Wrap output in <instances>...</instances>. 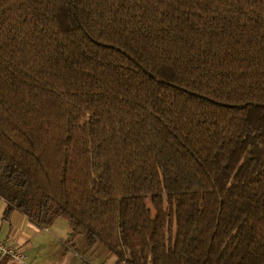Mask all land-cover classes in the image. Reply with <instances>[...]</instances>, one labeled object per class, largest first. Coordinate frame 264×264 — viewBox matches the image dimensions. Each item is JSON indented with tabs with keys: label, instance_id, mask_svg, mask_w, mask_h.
Segmentation results:
<instances>
[{
	"label": "trees",
	"instance_id": "1",
	"mask_svg": "<svg viewBox=\"0 0 264 264\" xmlns=\"http://www.w3.org/2000/svg\"><path fill=\"white\" fill-rule=\"evenodd\" d=\"M0 200L115 264H264V0H0Z\"/></svg>",
	"mask_w": 264,
	"mask_h": 264
},
{
	"label": "crops",
	"instance_id": "2",
	"mask_svg": "<svg viewBox=\"0 0 264 264\" xmlns=\"http://www.w3.org/2000/svg\"><path fill=\"white\" fill-rule=\"evenodd\" d=\"M5 208H6V203H5ZM5 208L3 213L0 214L1 243L13 246L16 249L25 253L26 262L28 264H72L75 253L72 250L73 248L66 243L70 231L66 230L67 228L65 224H62L63 226L62 231L64 232H61L57 237H59L58 238L59 241H62V243H64V247L67 253L71 252V254L72 253L74 254L67 263H65L64 260L59 261L56 253L52 254L47 258L44 257L42 252L38 251V246H36L35 243L36 240H38V238L42 235L41 231H44V229L40 230L36 228L34 225L30 223V221L25 215L19 212H14L9 220H4ZM85 253L86 252H84V254ZM113 261L114 264L115 260Z\"/></svg>",
	"mask_w": 264,
	"mask_h": 264
},
{
	"label": "rangeland",
	"instance_id": "3",
	"mask_svg": "<svg viewBox=\"0 0 264 264\" xmlns=\"http://www.w3.org/2000/svg\"><path fill=\"white\" fill-rule=\"evenodd\" d=\"M4 208L5 201L0 200V214L3 213ZM58 220L59 221L55 222L51 228L41 231L42 235L38 238V240H36L35 243L36 246H38V251L42 252L44 257L47 258L56 253L59 261L64 260L65 263H67L74 254H71V252L67 253L64 247V243H62V241H59V237L57 236L61 232H64L62 231V224L66 225L67 231H70V227L67 219L60 218ZM80 245L87 246L85 240H81ZM72 250L75 253L72 264H113V260H115L114 257L108 254L106 248H104L100 244L96 245L93 248H89V250L86 251L85 254L74 249Z\"/></svg>",
	"mask_w": 264,
	"mask_h": 264
},
{
	"label": "built area",
	"instance_id": "4",
	"mask_svg": "<svg viewBox=\"0 0 264 264\" xmlns=\"http://www.w3.org/2000/svg\"><path fill=\"white\" fill-rule=\"evenodd\" d=\"M4 257H9L17 264H28L26 262V255L22 251L16 249L13 246L0 242V260Z\"/></svg>",
	"mask_w": 264,
	"mask_h": 264
}]
</instances>
